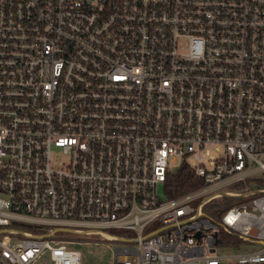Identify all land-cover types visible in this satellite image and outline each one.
Wrapping results in <instances>:
<instances>
[{
  "label": "built area",
  "instance_id": "built-area-1",
  "mask_svg": "<svg viewBox=\"0 0 264 264\" xmlns=\"http://www.w3.org/2000/svg\"><path fill=\"white\" fill-rule=\"evenodd\" d=\"M175 158L202 184L169 198ZM221 197L250 200L215 221ZM59 232L264 264V0H0V264H83Z\"/></svg>",
  "mask_w": 264,
  "mask_h": 264
},
{
  "label": "rangeland",
  "instance_id": "rangeland-1",
  "mask_svg": "<svg viewBox=\"0 0 264 264\" xmlns=\"http://www.w3.org/2000/svg\"><path fill=\"white\" fill-rule=\"evenodd\" d=\"M182 165V160L180 158H175L170 161L169 169L172 172H176L180 166ZM259 184L255 181L250 183V187L256 189ZM164 182H161L159 185V191L160 196L162 198H166V193L164 192ZM250 198L246 199H234L231 201L227 206L225 207V210L229 209L230 207L234 205H239L242 203L249 202ZM75 228H81V229H88L87 226H74ZM103 230H106L110 234H116L118 236L124 235L129 238H133L136 233L133 231H124L121 229L116 228H105L102 227ZM64 236L67 238L75 239L78 241V243L75 246L79 250L82 251L83 254V264H111L113 259V248H115L117 245L122 244L123 241L117 239V240H111L104 235L100 234H74L69 232H59L58 236ZM1 236V235H0ZM260 247L259 244L253 245L250 242L246 243H240L233 246H225L220 247L218 252L224 253V254H231V253H237V252H245L252 249H256Z\"/></svg>",
  "mask_w": 264,
  "mask_h": 264
},
{
  "label": "trees",
  "instance_id": "trees-1",
  "mask_svg": "<svg viewBox=\"0 0 264 264\" xmlns=\"http://www.w3.org/2000/svg\"><path fill=\"white\" fill-rule=\"evenodd\" d=\"M201 184V181L193 173L189 165L182 164L176 172H172L168 175V179L166 182L167 196L169 198L179 197L183 194L197 189L201 186ZM233 200L234 199H230L228 197L215 199L211 204H209V206L207 205L205 213L210 218L217 221L219 218L217 212L222 213L225 210L227 204H229ZM212 209H214L215 212H210V210Z\"/></svg>",
  "mask_w": 264,
  "mask_h": 264
}]
</instances>
